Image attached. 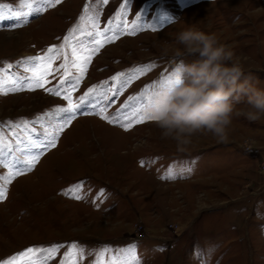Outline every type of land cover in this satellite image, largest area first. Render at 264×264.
<instances>
[{
    "label": "rangeland",
    "instance_id": "obj_1",
    "mask_svg": "<svg viewBox=\"0 0 264 264\" xmlns=\"http://www.w3.org/2000/svg\"><path fill=\"white\" fill-rule=\"evenodd\" d=\"M29 3L31 9L21 0H0L5 17L31 12L0 20V86L12 88L17 77L31 76L34 63L37 69L50 67L43 88L0 91V143L14 152L18 139L35 141L42 131L55 143L7 181L16 171L10 161L20 153L0 157V186L6 188L0 199V264L28 248L53 246L57 250L46 264H110L113 258L127 264L118 250L132 244L139 264H264V119L236 118L228 142L200 135L184 150L161 139L149 120L137 123L142 110L130 117L127 130L123 122H109L129 97H139L171 72L175 35L187 27L230 46L264 89V0ZM121 22L122 32L105 33ZM97 31L114 38L95 50L77 44ZM49 55L50 60L28 59ZM76 56L90 61L71 91L73 104L104 81L114 86L117 73L148 70L135 74L103 112L77 111L60 128L63 122L49 114L69 101L63 89L60 96L45 89H56L62 80L66 85L65 71L79 76Z\"/></svg>",
    "mask_w": 264,
    "mask_h": 264
},
{
    "label": "clouds",
    "instance_id": "obj_2",
    "mask_svg": "<svg viewBox=\"0 0 264 264\" xmlns=\"http://www.w3.org/2000/svg\"><path fill=\"white\" fill-rule=\"evenodd\" d=\"M175 44L171 78L143 92L142 113L161 139L175 142L179 150L200 135L226 143L234 119H264V89L230 46L194 26L177 32Z\"/></svg>",
    "mask_w": 264,
    "mask_h": 264
},
{
    "label": "snow or ice",
    "instance_id": "obj_3",
    "mask_svg": "<svg viewBox=\"0 0 264 264\" xmlns=\"http://www.w3.org/2000/svg\"><path fill=\"white\" fill-rule=\"evenodd\" d=\"M39 3H49L50 0H38ZM55 3H59L60 0H54ZM104 3H107V0H103ZM125 3H128V0H125ZM21 4L24 7L31 9L32 5L29 3V0H21ZM123 7V5H122ZM41 9L37 7L35 11H40ZM87 11V7L85 9ZM31 12L25 13L23 11H17L14 13H10L8 17H5L3 14H0V20L8 19V18H21L27 15H30ZM126 25L121 22L115 27H109L105 29V33H120L125 29ZM134 34V30L132 32ZM103 36V40L98 39L97 37ZM114 38L112 35H105L104 33H100L99 31L95 33H86L84 34V38L82 40H78L77 44L81 46V48L85 46L93 47L94 50L103 46V43L110 41ZM49 53L53 52L52 48L48 49ZM75 54V53H74ZM30 61H42V60H50L51 56H35L29 57ZM77 61H81V63H77ZM90 61V56H76V59L73 61V66L78 68L79 76H72L70 73L65 71V77L67 78V83L65 85V81H61V84L56 88H46L45 90L48 92H52L57 96L62 94L61 89L64 91V99L69 101L67 108L57 109L55 112L50 113L49 115L55 119L62 121L59 125L60 128L70 122L73 118L74 113L80 111L83 114V109H98L103 112L104 106L111 104L114 101V97L119 94V92L130 82L132 78H134L135 74L142 73L148 70L147 66L137 67L129 70L128 74L125 73H117L115 76L111 77V81L116 82L114 86L109 87V81L102 82L99 91L96 86H93L84 93L83 96L79 98V104H73L71 98V91L75 90V88L79 85L80 80L84 76L85 65ZM9 68L12 65L8 66ZM49 66L45 67L41 65L40 69H37L35 63L31 68L32 75H24L22 77H17V84L12 88H3L0 86V91H18L21 87L34 88V87H44V84L41 82L45 73L48 72ZM171 78V72L164 76L160 82H163L165 79ZM156 84L150 85L148 87H153ZM112 93V95H109ZM145 102V97L143 92L139 97H129L128 101L122 106L120 110H117L113 115L109 122H117L121 123V126L127 128L131 127V123L129 121L130 117L136 116L140 113L143 103ZM139 105V107H137ZM124 109H127L125 111ZM105 119H109L107 116L103 117ZM144 120H149L147 116L144 114L140 115V118L136 121L137 123L143 122ZM31 133L35 134L36 130L31 129ZM55 137L49 136L46 132H41L37 135V140L33 141L30 138H24L23 140L18 139L16 141V147L14 152H10L9 149L0 143V157H7L10 154L20 153L18 156H14V160L10 161L12 167L16 169L14 173H9V177H5V181L10 179L12 175H19L21 172L25 170H29L35 161L39 158L41 152L46 150L49 146H54ZM26 157V159L24 158ZM169 178H173V173L169 170L168 173ZM78 186H74L76 188ZM71 191V190H70ZM6 194V188L4 186H0V199H3ZM79 198V197H77ZM136 246L135 244L129 245L126 249H120L119 252H123L126 254L127 264H139V260L136 257L135 253ZM57 250L56 246L47 249L40 248H28L27 250L18 253L16 256L11 257L7 261H4L3 264H17V261H21V264H46L47 260L51 258V254ZM37 253H41L42 255L38 258ZM103 255V253H101ZM63 264V262H62ZM74 264V262H73ZM98 264H102L98 262ZM110 264H120V261L117 258H113Z\"/></svg>",
    "mask_w": 264,
    "mask_h": 264
}]
</instances>
